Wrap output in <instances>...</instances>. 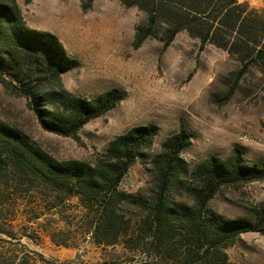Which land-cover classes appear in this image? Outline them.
<instances>
[{
  "label": "rangeland",
  "instance_id": "1",
  "mask_svg": "<svg viewBox=\"0 0 264 264\" xmlns=\"http://www.w3.org/2000/svg\"><path fill=\"white\" fill-rule=\"evenodd\" d=\"M83 1L17 3L28 27L55 34L77 61L62 76L69 92L93 98L117 88L125 94L124 101L85 125L77 141L45 131L26 100L11 97L0 84L1 121L23 131L60 161L89 163H94L112 140L132 128L158 126L152 149L137 160L120 185L127 193L120 211L131 220L135 232L141 229L154 199L151 163L161 153L162 143L182 128L191 138V144L182 152L191 170L211 156L229 157L236 147L242 149L250 164L264 163V79L257 69L238 78L242 65L235 56L213 44L202 48L201 41L186 31L177 34L167 49L158 39H148L136 49V30L147 21L146 13L118 0H96L84 11ZM254 1L241 0L264 11V6ZM20 195L14 189L8 193V204L18 211L0 215V222H13L16 226L9 228V233L17 234L23 244L48 259L89 264L165 263L149 256L151 248L144 243L140 244L141 251L121 242L96 244L77 197L61 193L53 201L49 190L29 187ZM173 195L179 202L191 201L183 191ZM263 208L264 181L225 187L208 205V211L226 220H252L251 211ZM22 223L25 225L20 227ZM34 223L41 228V237L26 226ZM0 239L16 243L7 234L0 233ZM137 241L140 239L132 245L140 243ZM177 251L173 250L172 255ZM224 252L234 264H264V235L242 234Z\"/></svg>",
  "mask_w": 264,
  "mask_h": 264
},
{
  "label": "trees",
  "instance_id": "2",
  "mask_svg": "<svg viewBox=\"0 0 264 264\" xmlns=\"http://www.w3.org/2000/svg\"><path fill=\"white\" fill-rule=\"evenodd\" d=\"M95 1L84 0L83 10ZM118 1L147 14V21L136 30V49L148 39L161 40L167 49L177 34L186 31L201 41L202 48L213 44L235 56L242 65L238 78L257 69L264 79V11L241 0ZM76 64L55 34L27 26L17 0H0V84L11 97L26 100L45 131L78 141L80 130L115 109L125 94L117 88L93 98L72 94L62 76ZM158 133L154 124L137 126L112 140L94 163L60 161L23 131L0 120V215L18 211L8 204L11 189L21 196L26 187L43 188L53 201L61 193L79 199L96 244L121 242L141 251L144 243L151 248L147 254L164 264H234L224 250L242 234L264 235V208L251 211L252 220H226L208 211V205L225 187L264 181V163L250 164L236 147L229 157L211 156L191 170L182 157L191 138L182 128L162 143L161 153L151 163L154 199L135 232L120 211L127 199L120 185L137 160L152 149ZM181 191L190 202H179L173 195ZM15 226L0 222V233L16 240L0 239V264H89L46 258L9 233ZM26 226L41 237L38 224ZM138 239L140 243L132 245ZM173 250L178 254L172 255Z\"/></svg>",
  "mask_w": 264,
  "mask_h": 264
},
{
  "label": "crops",
  "instance_id": "3",
  "mask_svg": "<svg viewBox=\"0 0 264 264\" xmlns=\"http://www.w3.org/2000/svg\"><path fill=\"white\" fill-rule=\"evenodd\" d=\"M254 4L257 6H264V0H255Z\"/></svg>",
  "mask_w": 264,
  "mask_h": 264
}]
</instances>
